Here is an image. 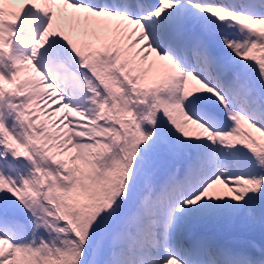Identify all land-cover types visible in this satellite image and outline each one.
I'll use <instances>...</instances> for the list:
<instances>
[{
    "label": "snow or ice",
    "instance_id": "snow-or-ice-1",
    "mask_svg": "<svg viewBox=\"0 0 264 264\" xmlns=\"http://www.w3.org/2000/svg\"><path fill=\"white\" fill-rule=\"evenodd\" d=\"M0 264H264V0H0Z\"/></svg>",
    "mask_w": 264,
    "mask_h": 264
}]
</instances>
